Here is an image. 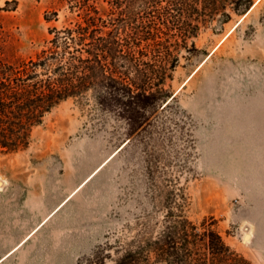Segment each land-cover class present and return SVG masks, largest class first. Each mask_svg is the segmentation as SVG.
Segmentation results:
<instances>
[{
    "label": "rangeland",
    "instance_id": "1",
    "mask_svg": "<svg viewBox=\"0 0 264 264\" xmlns=\"http://www.w3.org/2000/svg\"><path fill=\"white\" fill-rule=\"evenodd\" d=\"M5 1L0 55L17 63L41 49L44 13L60 3ZM255 1L221 32L202 25L188 39L210 54L218 48L198 65L182 59L176 102L140 137H121L126 124L116 113L71 99L33 128L29 149L0 154V264H89L99 248L111 251L145 224L153 233L170 193L187 196L196 225L205 221L264 264V26L234 31L258 16L264 0Z\"/></svg>",
    "mask_w": 264,
    "mask_h": 264
},
{
    "label": "trees",
    "instance_id": "2",
    "mask_svg": "<svg viewBox=\"0 0 264 264\" xmlns=\"http://www.w3.org/2000/svg\"><path fill=\"white\" fill-rule=\"evenodd\" d=\"M261 1V0H259ZM16 0H6L5 7ZM44 22L49 37L35 56L17 63L0 55V154L29 149L32 130L63 102L74 100L113 112L125 124L121 137H140L158 113L177 100L173 82L183 66L207 61L209 45L195 40L202 25L215 35L248 15L255 0H58ZM62 4V6H61ZM65 15L60 20V11ZM61 21V26L53 23ZM264 26V7L252 22ZM249 30V31H250ZM184 43V44H183ZM223 43V42H222ZM177 52V53H175ZM183 59V60H182ZM128 142L122 146L121 151ZM163 219L150 234L99 248L89 264H254L204 221L189 217L187 196L169 194ZM150 234V235H148ZM108 249V248H107Z\"/></svg>",
    "mask_w": 264,
    "mask_h": 264
},
{
    "label": "water",
    "instance_id": "3",
    "mask_svg": "<svg viewBox=\"0 0 264 264\" xmlns=\"http://www.w3.org/2000/svg\"><path fill=\"white\" fill-rule=\"evenodd\" d=\"M0 185H2V181H0ZM245 237L247 238L248 237V234Z\"/></svg>",
    "mask_w": 264,
    "mask_h": 264
}]
</instances>
